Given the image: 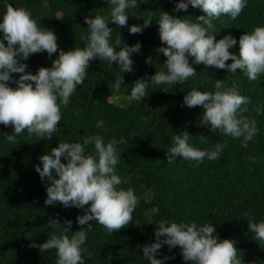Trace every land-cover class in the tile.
Returning a JSON list of instances; mask_svg holds the SVG:
<instances>
[{
	"label": "trees",
	"instance_id": "obj_1",
	"mask_svg": "<svg viewBox=\"0 0 264 264\" xmlns=\"http://www.w3.org/2000/svg\"><path fill=\"white\" fill-rule=\"evenodd\" d=\"M8 2L14 7L30 8L38 24L54 31L58 47L65 51L83 46L80 37L87 31L85 16L108 12L105 0H49L47 9L42 7L41 0ZM174 3L175 0H146L138 3L136 9L127 10L126 25L109 24L113 39L119 34L122 44L141 42L139 52L132 55L134 71L122 73L124 79L118 94L108 87L119 71L115 62L110 67L106 61L91 60L85 81L69 98L67 109L62 107L58 131L50 139L39 140L26 131L15 143L0 136V264H55L54 249L41 252L30 244L33 241L39 244L48 238L53 229L47 221L57 214L62 226L63 219L73 220L70 232L84 227L75 223L76 215L83 214L80 209L62 207L59 202L44 205L45 186L41 185L34 165L40 163L38 155L50 151L58 141H74L81 135L101 131L95 127L97 119H103L109 129L102 133L106 139L123 136L127 141L118 145L121 158L117 169L122 177H129V182L121 186L132 187L139 203L129 224L113 232L96 221L91 222L92 229L85 241L91 255L85 256V264H146L139 246L154 241L153 229L162 218L210 221L218 239L236 241L243 264L252 261L264 264V241L248 231L247 218L242 215L248 212L254 221L264 220V74L257 80H249L239 70L228 73L226 69L200 63L193 65L196 76L182 84H150L146 90L148 95L141 103L128 98L130 84L135 79L163 69L166 57L155 51L162 44L155 24L159 11L193 19L203 14L191 6L174 12ZM148 10H152L153 24L140 33L130 34L128 26L142 24ZM3 11L4 5L0 3V12ZM214 24L215 39L231 34L238 40L242 32L264 24V0H248L235 20L223 15ZM238 47L234 45L229 51L238 54ZM55 56L56 53L50 58L46 52L33 53L22 62L29 66L26 71L35 73L39 66H50ZM149 56L151 62L145 63V57ZM213 80H223L225 87L236 83L240 93L249 97L248 110L243 115L256 120L258 131L246 147L241 144L242 138L212 133L201 125V106H181L185 92L193 87L214 90ZM257 105L262 109L259 114L255 111ZM11 130V125L0 124V133ZM180 130L188 131L193 136L190 142L200 148H212L217 142L224 145L220 157L211 161L205 158L199 164L182 158L169 163L165 152L172 143V135ZM178 248L175 246L169 251L167 246H162L159 249L160 255L175 254L165 264H190L181 259Z\"/></svg>",
	"mask_w": 264,
	"mask_h": 264
},
{
	"label": "clouds",
	"instance_id": "obj_2",
	"mask_svg": "<svg viewBox=\"0 0 264 264\" xmlns=\"http://www.w3.org/2000/svg\"><path fill=\"white\" fill-rule=\"evenodd\" d=\"M143 2L146 0H105L107 14L84 17L87 31L80 37L83 46L65 51L58 47L54 31L38 24L30 8L14 7L8 0H0L4 5V11L0 12V124L11 125L12 129L0 136L15 143L26 131L39 140L50 139L58 131L62 107L67 109L69 98L85 81L91 60L106 61L110 67L115 62L119 71L108 87L118 94L124 79L122 73L134 71L132 55L139 52L141 42L122 44L119 34L113 39V28L109 24L126 25L127 10L136 9L138 3ZM247 3L248 0H175L174 12L185 11L189 6L199 8L203 14L194 19L160 10L155 24L162 44L155 51L166 57L163 69L135 79L130 84L128 98L141 103L148 95L146 90L150 84H182L196 76L193 65L200 63L226 69L228 73L239 70L249 80H257L264 74V24L242 32L238 40L231 34L215 39L214 21L223 15L235 20ZM41 4L43 8H49V0H41ZM152 24V10H148L143 23L129 25L128 31L140 33ZM237 44L238 54L230 52L229 49ZM40 52H46L49 58L53 53L56 56L51 59L50 66H39L35 73L26 71L29 66L22 61ZM151 59L145 57V63H150ZM228 60L231 63L226 64ZM13 73L19 74L18 77ZM213 81L214 90L202 91L193 87L185 92L181 106H201V125L212 133L242 138L241 144L246 147L258 131L256 120L243 115L248 110L249 97L240 93L236 83L225 87L223 80ZM261 110L257 105L255 111L259 114ZM74 114L79 115L78 112ZM95 127L101 131L81 135L74 141H58L50 151L38 155L40 163L34 165L45 185V206L59 202L62 207H75L83 213L75 217V223L84 226L79 230L70 232L73 220L63 219L62 226L57 214L47 221L53 229L48 238L42 243L33 241L30 244L41 252L54 249L55 264H85V256L91 255L85 246L92 229L91 222L96 221L113 232L129 224L139 203L132 187L121 186L129 182V177H122L117 169L121 158L118 145L127 141L123 136L106 139L102 133L109 129L103 119H97ZM190 137L193 136L186 130L172 135V143L165 152L169 163L182 158L199 164L205 158L211 161L220 157L224 145L217 142L212 148H200L190 142ZM242 215L247 218L248 231L264 241V220L254 221L248 212ZM153 233V242L139 246L146 264H165L174 259L175 254L160 255L162 246H167L169 251L179 246L181 259L190 264H243L236 241L218 239L210 221L199 223L195 218L190 221L162 218L156 222Z\"/></svg>",
	"mask_w": 264,
	"mask_h": 264
},
{
	"label": "rangeland",
	"instance_id": "obj_3",
	"mask_svg": "<svg viewBox=\"0 0 264 264\" xmlns=\"http://www.w3.org/2000/svg\"><path fill=\"white\" fill-rule=\"evenodd\" d=\"M45 179H46V178H45ZM41 185H42V186H45L44 183H42V181H41Z\"/></svg>",
	"mask_w": 264,
	"mask_h": 264
}]
</instances>
